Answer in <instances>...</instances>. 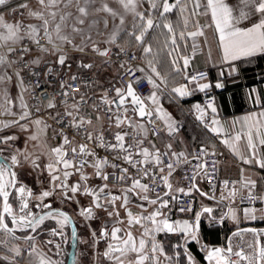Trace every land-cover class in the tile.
<instances>
[{
  "label": "snow or ice",
  "instance_id": "6c2138e0",
  "mask_svg": "<svg viewBox=\"0 0 264 264\" xmlns=\"http://www.w3.org/2000/svg\"><path fill=\"white\" fill-rule=\"evenodd\" d=\"M142 2H146L148 8L139 11L138 8ZM117 3L124 12L132 15L131 30L124 28V15L110 7L105 0H100L99 6H96L97 0H36L38 7L35 9L29 6L27 0H20L15 7H10L12 0H0V9L9 8L11 12H19L22 17L26 12L28 17L39 21L38 25H25L22 21L7 23L4 16L0 14V30H2L0 31V95L4 99V105L0 107H3L4 113L16 115L8 107L13 104L7 91L8 84L14 83L21 89L19 117L11 122L3 123V128L18 125L21 130H26V125L20 124V121L29 118L30 110L24 101L23 94L29 92L32 86L25 85L24 73H32V66L40 62V53L56 56L55 62L69 69L71 65L67 63L65 46H71L74 50L85 55H87L86 49L90 48L93 55L105 58L103 60L105 64L112 55L117 57L128 55V59L120 64V68L130 76L126 87H114L112 96H109L108 91L104 90L98 98L95 93L88 96L86 93L81 94L79 87L72 88L71 82H78L82 79L78 75H72L68 81H62L60 94L63 98L64 111H57L56 115L52 117L59 126L60 131L57 135L61 137L62 143L50 149L48 162L42 166L38 162V157L31 159L28 154L19 149L7 157L0 158V234L6 237V239H0V245L7 247V251L12 254L11 256H2L0 260L7 261L8 264H20L17 258L25 255L29 257L28 264H58L38 251L33 235L38 230H44L45 222L51 220L59 225V227L48 229L51 236H63V227L71 222V218L66 212L54 209L50 202H45L54 195L60 196L62 201L77 205L80 204L78 196L89 197V205L79 208V215L87 220L97 219L95 210L105 212L109 218H115L116 223L110 231L107 227L99 231V238L111 241L107 244V249L102 255L112 264H173L174 261L176 264H181L180 252L168 255L164 246L156 240L157 233L176 232L183 233L185 236L183 256L186 258L187 264H196L187 244L189 239L199 242L198 230L201 213L196 214L195 223H189L187 220L170 221L163 211V209L169 208V200L164 199V196H169L171 200L177 199L170 195L173 185L169 182V177L174 171L173 164H166L163 157H167L169 154L174 157H183L185 154L171 152L172 145L170 143L165 146L169 151H161L151 142H149L151 148L144 147L148 129L143 123L134 121L128 115L129 110L141 121L153 125L156 124V120L163 122L165 128L161 131L166 130L169 136L179 129L171 114L159 105V97L155 91L159 89L156 79L152 75L147 76L148 84L155 90L147 97H143L134 88V84L141 82L140 79H132V77H135L136 71L144 72L145 69L129 65L142 58L147 67L151 69L152 74L163 80L156 67L158 54L154 53L152 43L146 39L149 33L156 29L167 30L163 47L170 49L167 51V56L172 57L171 65L177 73L186 70L191 60V57L182 54V45L179 41L191 39L194 55L198 49L197 38L206 36L205 27H214L215 33L218 34L219 47L224 61L264 55V0H233L231 3L229 0H206L203 5L201 0H172V2L170 0H117ZM189 4H191V8ZM202 6L205 9L203 12L199 11ZM174 11H179L183 17V28L179 32L169 19V15ZM101 13L104 14L103 17L93 19L89 23L90 17H97ZM186 13L187 15H185ZM201 15H210L211 23L201 25L199 20L195 19ZM109 18L112 20L118 18L119 24L105 41L109 47L101 48L92 39L91 34L85 32V26L91 29L102 20L104 28L107 29ZM190 24L192 30H188ZM77 36L80 37L79 44L74 43ZM124 36L128 37V40L125 43H119ZM25 40L27 43L24 42ZM42 40L45 41L44 44L41 43ZM112 46L118 49L116 53H112ZM186 46L185 44L183 47ZM34 48L39 49L35 59L32 58ZM131 48H138L141 55L129 54ZM180 61L183 62L182 65ZM77 67L81 70H92L96 65L81 59ZM51 71L52 69L49 68L48 73L50 74ZM185 78L190 83H197L201 92L210 87L208 83H198L196 76H185ZM222 86L219 83L216 85L217 88ZM35 87H40L39 81ZM81 87L91 89L93 85L82 83ZM172 92L180 97L190 95L186 85L175 87ZM44 98L47 100V108L55 109L57 107L55 101L49 99L46 94ZM69 100L72 102L69 103ZM146 101H150L155 108L149 107ZM256 102L259 103L258 98ZM89 104L96 113L94 118L82 114V108ZM194 107L199 113L197 119L201 121L204 120L206 109H210L213 114L217 112L213 103H209L206 107L200 104ZM102 111L103 114H101ZM154 114L156 119H153ZM34 123L36 125L44 124L40 119L35 120ZM234 125L235 122H233ZM204 126L217 136L224 132L221 121L215 116L211 119L210 124L205 123ZM243 126L247 129L243 134L237 132L234 136L223 139L221 143L238 155L245 164L255 163L264 169V156H260L258 151V146H264V111L245 116ZM47 127L49 126L44 124V129ZM125 128L132 131H124ZM113 129L116 131L113 132ZM68 130H75L73 136L70 137L67 134ZM80 134H82L83 142L75 143V136ZM152 134L158 136L159 132L153 130ZM106 135H111L112 139H107ZM37 138L36 135L30 137L32 140ZM16 139L18 137L15 135L0 136V145H8L9 142ZM242 140L245 141L244 151L250 153V157L241 153L240 142ZM97 149H104L106 154L99 155ZM3 150L0 148V152ZM200 151H204L205 155L216 154L208 152L204 147H201ZM88 157L92 159L89 160ZM193 159L201 161L203 158L193 156ZM113 161L119 163H113ZM25 162L31 164L33 171L47 172L49 187L38 195H34L32 189L23 183L17 171V169L24 168ZM185 162L187 163V161ZM88 167L94 170L93 175L97 179L103 181L97 188L89 187L90 177L84 171ZM165 167L168 169L166 175L164 174ZM107 168L118 169L120 174L115 177L118 183L130 181L127 187L120 189L119 195L112 194L109 190L110 174L105 171ZM130 168L136 171V178L131 175ZM197 168L207 175L206 162L199 163ZM157 173L159 180L169 190L165 191L163 196L155 194V188L160 187L156 178ZM74 175L78 176V179L70 183V178ZM195 178V176L191 177L193 180ZM145 179L151 182V187L149 183L142 182ZM255 183L251 179L242 182L241 187L248 189L245 199H250L254 195L252 189L255 188ZM228 185L229 181L225 180V188ZM192 187L195 188V184ZM176 191L185 195L189 194L185 192L184 188H178ZM149 193H154L155 198L150 197ZM201 194L204 195V193ZM238 194L239 190L235 187L229 192L233 198ZM14 196L19 198L18 210L14 209L13 204L10 203V197ZM130 196L136 197L139 201L137 207L141 209V213L134 214L129 209ZM31 200H35L37 203L30 207ZM118 201L120 203L117 207ZM146 204L154 206L153 210L148 212ZM33 207L39 211H33ZM120 208L124 209L126 219L120 218ZM45 209L47 211H44ZM179 211H191V208H180ZM253 211V209H245V216L256 219V216L252 214ZM144 212H148V214L143 215ZM203 212L210 214L212 209L205 207ZM232 215L235 216L234 213ZM222 219L223 217H221ZM122 224H126L127 227L118 226ZM147 225H151V227ZM135 226H140L143 229L139 238L133 235L132 228ZM245 231L251 232L254 237L253 242L248 244L250 251H245L243 248L237 251L231 242L226 248L208 247L204 257L208 264H241V262L264 264V243L261 242L264 229L259 232L256 229H246ZM17 232H22L24 235L18 236ZM233 235L240 236L241 233L236 232ZM92 236L96 238L97 233L92 232ZM18 240L29 242L27 251L13 243ZM45 243L51 245L53 240L49 239ZM55 247L59 249L61 245L57 243ZM172 247L175 249L181 245L177 244Z\"/></svg>",
  "mask_w": 264,
  "mask_h": 264
},
{
  "label": "crops",
  "instance_id": "0c3cea01",
  "mask_svg": "<svg viewBox=\"0 0 264 264\" xmlns=\"http://www.w3.org/2000/svg\"><path fill=\"white\" fill-rule=\"evenodd\" d=\"M170 2H172V0H170ZM205 2L206 0H201L202 5ZM229 2L231 3L233 2V0H229ZM189 7L191 8V4H189ZM147 8H148V4L146 2H142L138 10L144 11ZM204 10L205 9L202 6V8L199 11L203 12ZM185 15H187V13ZM169 19L172 21L174 26H176L177 32L182 30L183 17L180 15L179 11H174L172 14H170ZM195 19H198L201 25H206L211 23L210 15L208 16L201 15L199 17H196ZM126 21L128 22H126L125 29H127V26L130 25L133 21L131 14L128 20ZM117 25L118 24H116L115 21L114 26L116 27ZM129 30H131V27L129 28ZM188 30H192L191 24L189 25ZM204 30L206 36L197 38L196 43L198 44V49L194 55L191 47L192 44L191 39H187L186 41H179V43L182 45V54L191 57L189 67L186 70H182L181 73H177L174 67L171 65L172 57L167 56V51H169L170 49L163 47L165 36L167 35V30L156 29L150 32L149 36L146 37V39L152 43L154 53L158 54L157 55L158 63L156 64V67L157 70L160 72L161 77L163 78V80H161L160 78H156L152 74L150 68H148L146 71V74L148 76L152 75L153 78L156 79L157 84L159 85L158 90L153 89L152 91L154 90L157 91L160 107H162L165 111L170 113L174 120L181 119L183 121H186L187 124L189 122L195 123V126L200 129V131H198L199 133H197V129L195 127H194V131L190 129L188 130L187 128V130H185L183 133L180 134L177 140V146L186 151H189L197 143L207 140L208 134H214L211 131H208V133H206L204 130H202L196 124L192 115L189 114L187 111L188 106L191 105L197 99L198 91H199L196 83L188 82L187 84H183L182 77L184 73H186L188 70L194 68H206L209 70L211 77L205 83H208L210 85V88L213 90L215 94L214 106L216 107L217 112L214 114V116L216 119L221 121V125L224 128L223 133L231 132L232 136H234L237 132L243 134V132L247 130L246 127L243 126V118L251 113H259L260 111H264V78H263L264 72L263 74H261V72H258L257 73L258 76H256L257 81L247 85L246 84L247 78H245L242 74L240 61L251 57L241 58L234 61H224L222 58V51L219 47L218 34L215 33L214 27H205ZM185 44L187 46L183 47ZM101 47H109V46H101ZM65 49L66 50L70 49V47H66ZM86 52L87 55L78 52L80 53L79 55H75L71 59L68 58L67 63L71 65V70L79 71V72L83 71L81 69H78L77 67L78 62L81 59H83L85 62H91L96 65L94 69L89 71H92L99 77L101 84L108 82L113 77L115 71L114 70L106 71L102 69L99 65V61H100L99 57L93 55L91 53V50H86ZM39 55H40V60L43 59L56 60V56L54 55H45L43 53L42 54L40 53ZM182 63L183 62L180 61L181 65ZM218 83L222 84L223 86L217 88L216 85ZM238 83H240L238 87L232 89L226 88L228 86H234L235 84ZM181 85L187 86L190 95L186 97H180L172 92L173 88L180 87ZM257 98L259 99V103L256 102ZM147 103L151 108H155V106L152 105L150 101H147ZM81 111L82 114L90 115L93 118L96 115L95 111L91 107L82 109ZM153 119H156L155 114L153 116ZM233 122H235L234 126H233ZM140 123H143L145 125V122L143 121H140ZM156 124L164 125L163 122L159 120H156ZM145 127L147 128L146 125ZM188 127L190 126L188 125ZM147 129H148V133H147L148 147L151 148V144L149 143L151 142L152 144H155L157 148H160L163 144L161 136L153 135L152 134L153 130L149 128ZM244 143L245 141L243 140L240 142L241 153L244 154L246 157H250L251 154L244 151L243 148ZM258 151L260 153V156H264V146H258ZM220 156H221L222 175L226 177L241 176L243 178V181L246 179L254 180L256 183H255V188L252 190L257 191L260 200H262L264 198V169H261L255 163L245 164L238 155L232 152V150H230L224 144L220 149ZM240 164H242V166ZM171 180L174 183V190H176L178 186L177 176L173 175L171 177ZM233 187L238 189V186L234 185L231 186L229 189H226V191H224L223 196L227 201L233 198L229 195V192ZM117 189H121V188H117ZM197 189H199V191H197ZM242 189L246 192L248 191L247 188L242 187ZM201 193H204V195H202ZM196 194L200 196L203 199V201L206 203L207 206L205 207L212 209V212L210 214L203 212V209L205 207L201 209L200 222L203 219V221H205L207 225H211L212 217L219 215V211L216 210L214 207H212V205L216 200L208 194L205 185L202 182H199L196 188ZM130 199L137 200V198L134 196H130ZM146 206L149 207V205L147 204ZM245 209H252V208L248 206H244V207L234 206L228 209V211L224 213L223 215L224 220L221 227L225 228L227 232L222 233L220 244H211L210 241L206 240L203 232L200 229V224L198 230L199 242L196 241L194 242H196L199 245V247H201L202 244H208L211 246L222 245L226 241V242H231L233 247H236L237 245H242L245 251H250V249L248 248V244L253 242L254 237L251 232L245 231L246 229L243 228L248 226L254 227V226L263 225L264 209L261 205H258L255 209H253L254 211L252 214L256 216V219H252L251 216L246 217ZM233 213L235 214L234 217L232 215ZM96 216L97 219H92V220L85 219L87 221L91 234V236L90 235L86 236V234H84V237H87V239H89L88 244H90L91 242L90 239H92L93 237L92 232L95 231L97 233V237L95 238L96 243L95 246L93 245V249H91L90 246L87 249V245L84 248L81 247L82 243H80V239H81L80 226L78 228L79 246L76 252V260L77 261L79 260V264H98L100 258L103 260L102 264H112L111 261L105 259L102 255L103 252L107 249V244L111 241L110 239L99 238L98 235H99V231L104 227H107V229L110 231L113 225L116 223V220L115 218H109L105 214L96 215ZM120 218L126 219V215H120ZM185 220H187L189 223H195L191 220L190 215L188 213H179L174 221H185ZM118 226H120L121 228L127 227L126 224H122ZM68 228H70L69 224L65 225L63 227V236H59L61 242H63L64 244L63 253L66 248V245L68 244V240H67V236H69L67 231ZM236 232H240L241 235L234 236L233 234ZM174 234L181 235L182 237H184L183 241L185 240V236L183 233L176 232ZM121 235H123V233H121ZM50 237L52 236L50 235L47 238L49 239ZM52 238L54 239V237ZM190 242L192 241L189 239L188 243ZM261 242L264 243V237H261ZM43 254L46 255L47 252ZM191 254L194 257L196 264H200V263L204 264V262H201L199 259H197L193 253ZM62 258L63 257H61V259ZM28 261H29V257L24 259L23 262H20V264H28ZM4 262L8 264L7 261Z\"/></svg>",
  "mask_w": 264,
  "mask_h": 264
},
{
  "label": "built area",
  "instance_id": "2783aa9c",
  "mask_svg": "<svg viewBox=\"0 0 264 264\" xmlns=\"http://www.w3.org/2000/svg\"><path fill=\"white\" fill-rule=\"evenodd\" d=\"M31 0H27L29 2ZM20 2V0H12V4L10 7H15V5ZM9 10V8L0 9V13ZM27 43V40L24 41ZM42 44L45 43L44 40L41 41ZM104 48V47H101ZM112 53H116L118 49L115 46L111 47ZM39 52V49H35L32 52V58L35 59L37 56V53ZM135 53L137 56H140L141 53L139 49L131 48L129 49V54ZM99 65L102 69L109 71L114 70L113 77L106 83L101 84L99 77L89 70H83V71H73L71 68L61 66L58 63H56V60H47L43 59L40 60L38 64H35L32 66V73H24V81L25 85H31L29 92H26L23 94L24 101L28 104L29 110H30V116L29 120H31L33 123L35 120L40 119L44 122V124L48 125L49 129L51 130L50 137L55 142V147L59 146L62 143L61 137L57 135V133L60 131L59 126L56 124V122L52 119L53 116L56 115L57 111L63 112L64 107L62 103V96L60 94V83L62 81H68L69 77L72 75H78L82 79L78 82H71L72 88H80L81 94H87L88 96H92L93 93H95L96 97L98 98L99 95L104 91L107 90L109 93V96L114 95V87H126L127 83L130 80V76L125 73L124 69L120 68V64L128 59V55H122L120 57H117L115 55L111 56V59L108 60L107 64L103 62L105 58H100ZM138 66L143 67L145 69L144 72L136 71L135 77H132V79L139 78L140 83L134 84V88L136 91L141 94L143 97H147L150 92L153 90L151 85L147 82V74L146 71L148 69L146 62L141 58L137 59L132 62L129 66ZM51 68L52 71L49 74L48 69ZM34 73V75H33ZM196 76L198 83H205L210 79V72L206 68H194L188 70L186 73H184L182 77L183 84H187L189 82L188 79L185 78ZM37 81H39L40 87H35ZM82 83H87L93 85L91 89H87L84 87H81ZM197 85V83H196ZM198 87V86H197ZM199 89V88H198ZM18 93L20 95L21 89L17 87ZM45 94L49 99H53L57 105L55 109H49L46 107L47 100L44 98ZM72 101L69 100V103ZM215 102V94L213 90L209 87L208 89H205L203 92L200 90L198 91L197 99L188 106L187 111L189 114L192 115L194 121L196 124L204 130L206 133H208L209 129L205 128V123L210 124L211 119L213 118L214 114L211 112L210 109H206V115L204 117V120L201 121L197 119V116L199 113L195 110V105L200 104L201 106L206 107L209 103ZM149 105V104H148ZM91 107V104H89L86 107H83L82 109ZM150 107V106H149ZM103 114V111L101 112ZM129 116L133 118L134 121L140 122L141 120L132 113L131 110H129L128 113ZM176 121V127L179 129L176 133L169 136L166 130L161 131V129H164L165 126L162 124H150L145 122V125L147 128L158 131L159 135L162 138V146L159 148L161 151H169L165 146L167 144H171V152H175L177 154L183 152L185 155L183 157H174L171 154L167 157H163L165 163H171L173 164L174 171L172 172V175L169 177V182L173 185V189L171 190L170 195H173L177 197L176 200H171L169 196H164L163 198L166 200H169V208L163 209V211L166 213L169 220L174 221L175 218L179 213H188L190 215V218L193 222H195V217L197 213H200L201 209L206 205V203L203 201V199L196 194V188L199 184V182H202L205 185V188L210 196H212L216 201L212 205L216 210L219 211V215L213 216L211 222L214 225L222 226L224 218L221 220V217H223L224 213L228 211V209L236 206V207H244L248 206L252 209H255L258 205H261L264 209V198L260 200L258 192L255 190H252L254 192V195L250 199H245L244 197L247 195V192L244 191L241 187V184L243 182V178L241 176L238 177H226L222 175L221 172V156H220V149L223 145L221 141L223 139H228L232 136L231 132H225L221 133V135L217 136L216 134H208L207 141L203 144L195 145L191 148V150L186 151L184 149H181L177 146V140L182 133V130L185 126V123L181 119H175ZM35 124V123H34ZM36 125V124H35ZM36 127L40 130L42 133V130L39 125H36ZM116 131L113 129V132ZM124 131H132L131 129L125 128ZM75 130H68L67 134L73 136ZM106 138L111 140V135H106ZM46 146L48 148V151H50L52 147L47 139L44 137ZM75 143L83 142L82 140V134L75 136ZM91 146V145H90ZM144 147H148V139H145ZM201 147H204L208 152H215V155H205L204 151H200ZM99 155L103 156L105 155L104 149H97ZM193 156H199L203 158L201 161H197L193 159ZM71 158V157H69ZM89 160H91V157H88ZM187 161V163L185 162ZM206 162L207 164V175L204 174V172H201L197 165L199 163ZM113 163H119L118 161H113ZM242 166V164H240ZM127 166V165H124ZM84 171L86 174L90 177L89 179V187L91 188H97V186L101 185L103 181L97 179L93 175V169L88 167L85 168ZM107 173L110 174V180L109 183V190L112 192V194H115L117 188L127 187L130 184V181L126 180L122 184L118 183L115 179L116 176H118L120 173L118 169L113 168H107L105 170ZM131 175L136 178V171L134 169H129ZM168 173V169L165 167L164 174L166 175ZM199 173V174H197ZM173 175H176L178 178V188H184L185 192H188V195H185L184 193L178 192L174 190V183L171 180V177ZM195 176V180L191 179V177ZM188 177V178H186ZM78 178V176H77ZM157 181L160 184V187L155 188V194H159L163 196V193L165 191H169L164 185L163 182L159 180V174L157 173ZM71 179V178H70ZM229 181V185L227 188L224 186V181ZM143 183H149L150 187L151 182L148 180H143ZM235 182V183H233ZM195 184V188L192 187V185ZM238 186L239 194L236 195L234 198H231L229 201H227L224 198V191L226 189H229L231 186ZM154 193H149L150 197L155 198ZM80 208V207H79ZM180 208H191V211H185L180 212ZM257 231L259 232L261 229H264V224L261 226H254ZM264 237V236H262ZM61 247L58 249L60 252H63L64 244L63 242H59ZM229 242H226L222 244V247H227ZM29 246H24L23 249L25 251L28 250ZM208 247H212L208 244H202L200 249L203 251L206 255V251ZM235 250H240L243 248L242 245L238 247H233ZM59 253V252H58ZM1 257V256H0ZM233 259H236L233 257ZM0 264H6L3 260H0ZM241 264H244V262H241Z\"/></svg>",
  "mask_w": 264,
  "mask_h": 264
},
{
  "label": "rangeland",
  "instance_id": "374dc122",
  "mask_svg": "<svg viewBox=\"0 0 264 264\" xmlns=\"http://www.w3.org/2000/svg\"><path fill=\"white\" fill-rule=\"evenodd\" d=\"M105 2H107L110 7L114 8L115 10H117L118 12L124 15L125 17L124 28H126V22H128L126 20H128V18L130 17V13L124 12V10L117 3V0H105ZM28 3H29V6L33 9L38 7V5L36 4V0H31ZM99 3H100V0H97L96 6H99ZM0 14L4 16V20L7 23H16L17 21H22L25 25L27 24L38 25L39 24V21L35 20L34 18L28 17L26 15V12L23 17L19 14V12H11L10 10H6ZM103 16L104 14L101 13L97 17H90L89 23H91L93 19H100ZM115 21H116V24H119L118 18L116 20H112L111 18H109V26L107 29H105L103 26V21L101 20L100 23L94 25V27H92L91 29L85 26V32L91 34L92 39L95 40L99 44L100 47L109 46L105 43V41L110 36L111 31L116 28L114 26ZM131 24L127 26V30H129V28L131 27ZM74 43L76 44L80 43L79 36L75 37ZM66 47H70V49H67V50L65 49V52L69 59L73 58L75 55L80 54L77 51H75L71 46H65V48ZM86 50H90V48ZM7 91L9 93V99L13 101V104L9 105L8 107H10L11 111L13 113H16V115L15 116L8 115L4 113L3 107H0V136L15 135L18 137V139H16L15 141L9 142L8 145H0V148L4 149L3 152H0V154L4 157H7L10 154L15 153L16 150L19 149L25 152L26 154H28L31 157V159H36L38 157L39 158L38 162L43 166L49 160V155H48L49 151L46 146L44 137L47 139L48 143L52 147L56 146L55 142L50 137L51 130L48 127L44 129V124H41L39 125L41 130L44 129L41 133L40 130L36 127V125L29 119L20 121V124L26 125V130H21V128L18 125H14L10 128H3L2 127L3 123L11 122L14 119H18L19 113L21 112V109L19 106L20 105L19 93L14 83L8 84ZM3 105H4V99L2 95H0V106H3ZM33 135H36L38 138L36 140L30 139V137ZM17 171L19 172L20 178L23 181V183L26 184L30 189H32L34 195H38L42 190H45L46 188L49 187L48 181H47V172L46 171L41 172L40 170L33 171L30 163L25 162L24 168L17 169ZM77 179H78L77 176L74 175L73 177H71L70 183L75 182ZM41 180H43L44 182L41 183L40 182ZM119 194H120V189H117V191L115 192V195H119ZM77 199L80 201L79 205L62 201L61 197L57 195H54L53 197L48 198L45 202L46 203L51 202L53 207H63L67 209L68 211H70L73 215H75L74 217L76 219L77 226L78 228L80 226V231H81V239H80V243H82L81 247L84 248L87 245V249L89 246L91 247V249H93V245L95 246L96 240L94 237H92V239H90L91 241L90 244H88L89 239H87V237H84V234H86V236L88 235L91 236L89 226L87 224V221L85 220V217L79 215V207L88 206L90 198L86 196H78ZM11 201L14 202L17 206H19V200L17 197L15 196L11 197ZM35 203H37V201L35 200L30 201V204H35ZM119 203L120 202L118 201L117 207L119 206ZM138 203H139L138 200L130 199V203L128 207L134 214L141 213V209L137 207ZM145 207L148 209V212L152 211L154 208V206H151V205H149V207L145 205ZM119 211H120V215H126L123 208H120ZM95 212H96V215H101V214L107 215L105 212L100 211V210H95ZM148 212H144L143 215H147ZM47 223L49 225L50 224L57 225L55 221H51V220L47 221L45 224L47 225ZM57 226L59 227V225ZM147 226L151 227V225H147ZM142 231L143 229L140 226H135L132 228L133 235L136 236L137 238L140 237ZM38 233H41V231L38 230L36 234ZM68 235H69L67 236L68 244L66 245L64 253L62 251L60 252V250H58V248L55 247V244L59 243L60 239L56 242L52 237H50L49 239L53 240V244L49 245L45 243L47 240H49L48 238L41 236L40 237L41 239H39V236L35 235L37 238H35L34 243L36 244L38 251H40L41 253L47 252L46 255L53 261L58 262V264H67L68 254L66 252H67V247H68V253H69L70 243H71V229L70 228H68ZM165 235L179 236L178 243H180V245L182 246V251H183V245L185 244V240L183 241L184 237H182L181 235L174 234V233H157L156 240L160 242L163 246H164L163 238ZM0 239H6V237H3V235L0 234ZM13 243L18 244L22 249L26 245L29 246V242L24 241V240L14 241ZM224 243H226V241ZM78 244H79V241H78ZM238 246L240 245H237L236 247ZM5 255L11 256L12 254L7 251V247L0 245V256L2 257ZM168 255H171V254H168ZM27 257L28 256L25 255L21 258H17V260L20 262H23L24 259H26ZM61 257L63 258L61 259ZM102 262L103 260L100 258L98 264H102ZM76 264H79V260L78 261L76 260ZM173 264H176V262L174 261ZM204 264H208V261L205 260Z\"/></svg>",
  "mask_w": 264,
  "mask_h": 264
},
{
  "label": "trees",
  "instance_id": "16d2710c",
  "mask_svg": "<svg viewBox=\"0 0 264 264\" xmlns=\"http://www.w3.org/2000/svg\"><path fill=\"white\" fill-rule=\"evenodd\" d=\"M127 40H128V37L124 36L123 39L119 41V43H124ZM240 64H241V68H242L241 69L242 74L245 78H247L246 84L248 85V84L254 83L257 81V79H256L257 78L256 76H258L257 73L261 72V74H263V72H264V55H259L256 57L244 59V60L240 61ZM210 77H211V75H210ZM239 85H240V83L235 84L234 86H228L226 88L232 89V88L238 87ZM184 123H185V126L182 130V133L185 130H187V128H188V130L190 129V130L194 131V127L197 129V133H199L198 131H200V129L195 126V123L189 122L187 124L186 121H184ZM188 125L190 127H188ZM206 141L207 140H205L203 142H199L196 145L203 144ZM200 229L203 232L205 239L210 241L211 244H220L222 233L227 232L225 230V228H223L221 226L214 225L212 223H211V225H207L205 223V221H203V219L200 222ZM50 235H51L50 232L47 231V233H44L43 237L47 238ZM163 239H164L163 241H164V246L166 248V252L168 254H171V255H174L175 252H180L181 253V257H180L181 264H187V260L183 256L182 246L179 248H175V249H173V247H172L173 245H177V244L180 245V243H178L179 236L165 235ZM78 246H79V244H78ZM78 246H77V248H78ZM188 248H189L190 252L193 253L197 259H199L201 262H205V260H206L204 258L205 253L203 251H201L199 245L196 242L192 241V242L188 243ZM66 253L68 254V247H67ZM67 254H66V256H67Z\"/></svg>",
  "mask_w": 264,
  "mask_h": 264
},
{
  "label": "water",
  "instance_id": "95a60500",
  "mask_svg": "<svg viewBox=\"0 0 264 264\" xmlns=\"http://www.w3.org/2000/svg\"><path fill=\"white\" fill-rule=\"evenodd\" d=\"M146 103H147V101H146ZM3 157L4 156H2L0 154V158H3ZM10 203L13 204V208L14 209H17L18 210V206L14 202L11 201V197H10ZM53 208L54 209H60V210H62L64 212H66L69 215V217L71 218V222L69 223V226H70V229H71V244H70V249H69V253H68L67 264H74V261H75V264H76V252H77V246H78V226H77L76 220L74 218V215L70 211H68L67 209H65L63 207H53ZM44 211H47V209L44 210ZM243 229H256V228L255 227L248 226V227H245ZM73 232H75V235H73ZM212 247H222V246L221 245H215V246H212ZM73 254H75V256H73Z\"/></svg>",
  "mask_w": 264,
  "mask_h": 264
},
{
  "label": "flooded vegetation",
  "instance_id": "af4514ba",
  "mask_svg": "<svg viewBox=\"0 0 264 264\" xmlns=\"http://www.w3.org/2000/svg\"><path fill=\"white\" fill-rule=\"evenodd\" d=\"M18 198V197H17ZM32 205H34V204H30V207L32 206ZM18 208H19V206H18ZM32 210L33 211H39V209H35L34 207L32 208ZM46 210V209H45ZM47 222V221H46ZM45 222V223H46ZM10 226H11V224H10ZM51 227H58L57 225H52V224H48L47 223V225H46V227L44 228V230H40L41 231V233H38V234H33L34 236L35 235H38L39 236V239H41L40 237L41 236H43L44 235V233H47V231H48V229H50ZM68 231V230H67ZM49 232V231H48ZM18 236H23L24 235V233H22V232H17L16 233ZM35 238H37L36 236H35ZM62 238V237H61ZM60 239V237L59 236H56V237H54V240L57 242L58 240Z\"/></svg>",
  "mask_w": 264,
  "mask_h": 264
}]
</instances>
